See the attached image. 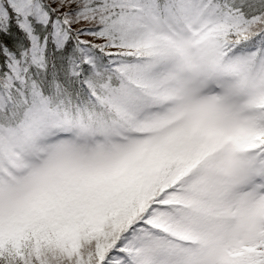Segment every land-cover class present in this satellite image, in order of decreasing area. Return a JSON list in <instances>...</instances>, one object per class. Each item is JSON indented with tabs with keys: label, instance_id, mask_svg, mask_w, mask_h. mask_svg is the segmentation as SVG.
Here are the masks:
<instances>
[{
	"label": "snow or ice",
	"instance_id": "obj_1",
	"mask_svg": "<svg viewBox=\"0 0 264 264\" xmlns=\"http://www.w3.org/2000/svg\"><path fill=\"white\" fill-rule=\"evenodd\" d=\"M0 264H264V0H0Z\"/></svg>",
	"mask_w": 264,
	"mask_h": 264
}]
</instances>
